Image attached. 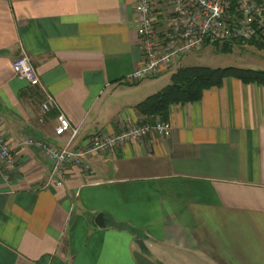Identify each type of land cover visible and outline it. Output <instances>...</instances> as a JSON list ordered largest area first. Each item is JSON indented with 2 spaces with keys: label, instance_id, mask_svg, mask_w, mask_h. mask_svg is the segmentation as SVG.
Returning a JSON list of instances; mask_svg holds the SVG:
<instances>
[{
  "label": "crops",
  "instance_id": "crops-1",
  "mask_svg": "<svg viewBox=\"0 0 264 264\" xmlns=\"http://www.w3.org/2000/svg\"><path fill=\"white\" fill-rule=\"evenodd\" d=\"M136 28L134 0H0V127L17 160L0 171V264H264L262 84L230 75L171 103L169 136L89 155V169L68 165L61 184L26 142L63 146L70 132L54 133L56 109L39 119L43 92L11 66L22 49L76 129L71 148L153 120L136 104L200 63L181 56L130 80Z\"/></svg>",
  "mask_w": 264,
  "mask_h": 264
},
{
  "label": "built area",
  "instance_id": "built-area-1",
  "mask_svg": "<svg viewBox=\"0 0 264 264\" xmlns=\"http://www.w3.org/2000/svg\"><path fill=\"white\" fill-rule=\"evenodd\" d=\"M134 11L141 64L129 74L132 81L155 76L168 69L184 53L199 49L206 42L252 39L264 45V0H134ZM11 66L19 79L38 86L43 92L39 119L56 109L54 133L70 132L68 143L63 146L37 137L26 139L51 161L49 181L56 184H61L68 165H80L88 170L86 159L89 155L113 150L120 144L141 140L149 134L157 133L163 137L170 134L171 122L153 114L152 121L142 117L136 122L120 124L118 131L93 133L86 137L82 146L71 148L68 145L76 129L57 107L54 96L46 91L27 52L22 49ZM16 161L14 149L5 140L0 127V171H6Z\"/></svg>",
  "mask_w": 264,
  "mask_h": 264
},
{
  "label": "trees",
  "instance_id": "trees-1",
  "mask_svg": "<svg viewBox=\"0 0 264 264\" xmlns=\"http://www.w3.org/2000/svg\"><path fill=\"white\" fill-rule=\"evenodd\" d=\"M241 39L213 42L217 48L229 51L234 43ZM257 46H262L255 40H246ZM208 43V42H206ZM237 76L245 81H255L264 86V67L238 65L210 66L205 64L180 65L170 75V80L154 93L139 101L136 106L145 114H159L165 117L171 103L186 102L198 99L201 91L209 86L218 85L226 76Z\"/></svg>",
  "mask_w": 264,
  "mask_h": 264
},
{
  "label": "rangeland",
  "instance_id": "rangeland-1",
  "mask_svg": "<svg viewBox=\"0 0 264 264\" xmlns=\"http://www.w3.org/2000/svg\"><path fill=\"white\" fill-rule=\"evenodd\" d=\"M220 44V43H219ZM257 47L248 41L234 43L229 51H223L212 43H205L200 49H192L182 56L193 63L210 66L238 65L250 66L264 64V58L258 55Z\"/></svg>",
  "mask_w": 264,
  "mask_h": 264
},
{
  "label": "water",
  "instance_id": "water-1",
  "mask_svg": "<svg viewBox=\"0 0 264 264\" xmlns=\"http://www.w3.org/2000/svg\"><path fill=\"white\" fill-rule=\"evenodd\" d=\"M96 221L99 223L100 221V224L103 223V215L101 213H98L97 216H96Z\"/></svg>",
  "mask_w": 264,
  "mask_h": 264
}]
</instances>
